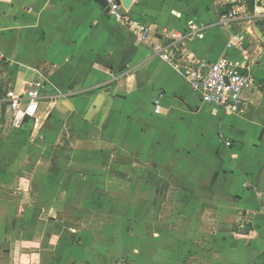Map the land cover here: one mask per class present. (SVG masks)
I'll return each instance as SVG.
<instances>
[{
  "label": "crops",
  "instance_id": "0c3cea01",
  "mask_svg": "<svg viewBox=\"0 0 264 264\" xmlns=\"http://www.w3.org/2000/svg\"><path fill=\"white\" fill-rule=\"evenodd\" d=\"M128 15L148 40L95 0H0L2 82L43 79L46 104L23 165L0 155V264H264V0H134ZM167 35L248 69L245 111L223 115L154 55ZM170 193L177 240L152 235Z\"/></svg>",
  "mask_w": 264,
  "mask_h": 264
},
{
  "label": "built area",
  "instance_id": "2783aa9c",
  "mask_svg": "<svg viewBox=\"0 0 264 264\" xmlns=\"http://www.w3.org/2000/svg\"><path fill=\"white\" fill-rule=\"evenodd\" d=\"M104 1L105 8L108 9L107 15L110 18L124 26L140 42L148 40V28L130 19L128 10L124 9L121 0ZM235 15V12L223 15L220 23L227 25L235 19ZM183 39V35H167L165 43L153 44L154 55L182 74L190 83L192 90L201 94L206 103L212 104L223 115L243 113L246 104L242 93L253 85V77L249 70L225 56L210 62L188 55L179 49ZM240 45L241 38L231 37L226 47L231 49ZM3 61L4 58L0 54V122L8 115L13 126L25 118L34 124L37 123L39 105L45 98L43 96L45 80H35L21 90H17L13 86L6 87L1 78ZM56 97H49V100Z\"/></svg>",
  "mask_w": 264,
  "mask_h": 264
},
{
  "label": "rangeland",
  "instance_id": "374dc122",
  "mask_svg": "<svg viewBox=\"0 0 264 264\" xmlns=\"http://www.w3.org/2000/svg\"><path fill=\"white\" fill-rule=\"evenodd\" d=\"M44 103L40 104V109H44L45 108ZM9 117V116H8ZM8 119L11 118H6V121ZM41 122V121H40ZM40 122L38 123V126H35L33 124V122H31L28 119H22L16 126H13L12 121H11V125L8 126V131L5 134H1L0 132V140H4L7 143H1L0 141V155H6V156H10L12 157V159H10L9 161H7V163H5L4 165L6 167L12 168L13 169H18L23 165V163H18L19 161H17L18 158L15 157H20L21 154L23 153H27L31 148H29L28 146H24V145H20L19 141H23L25 142V144H34L33 142H35L37 140V135H38V130L41 128ZM10 123V120H9ZM40 126V127H39ZM35 129V130H34ZM1 131V130H0ZM69 135V136H68ZM70 139V133L67 132L66 130L62 133V136L60 138V140L62 141L63 144H67L66 140ZM19 142L18 144L14 143V142ZM21 141V142H22ZM38 151L40 150V154L42 155H48L50 150L47 148H42V149H37ZM2 166V165H0ZM176 196L173 193H170L168 195V210H167V214L169 217V222H168V228H166V225H161L160 223V217L162 214L165 215V211H161L160 209L156 212V221L157 224L156 226H154V230L152 232V235H161L162 238H175L177 240L176 237V232H177V223H176V217L178 215V210H177V205H176ZM155 237V236H154ZM160 238V237H158ZM166 240V239H165ZM74 244L75 246L80 247V239H76L74 238ZM91 245H95L94 243H89V246ZM174 245V244H173ZM4 242L0 243V254L2 253V250H4ZM172 249H175V246L172 247ZM170 250V252L168 251L169 254H173L177 251H173ZM141 250H143L141 248ZM158 250V249H157ZM183 261V259H182ZM206 260L202 259L201 263L205 264ZM187 263V262H186ZM180 264H184L181 263L180 260Z\"/></svg>",
  "mask_w": 264,
  "mask_h": 264
},
{
  "label": "water",
  "instance_id": "95a60500",
  "mask_svg": "<svg viewBox=\"0 0 264 264\" xmlns=\"http://www.w3.org/2000/svg\"><path fill=\"white\" fill-rule=\"evenodd\" d=\"M102 8H104L105 13L107 14L108 9L105 8L106 4L104 0H95ZM134 0H121V4L125 10H129Z\"/></svg>",
  "mask_w": 264,
  "mask_h": 264
},
{
  "label": "trees",
  "instance_id": "16d2710c",
  "mask_svg": "<svg viewBox=\"0 0 264 264\" xmlns=\"http://www.w3.org/2000/svg\"><path fill=\"white\" fill-rule=\"evenodd\" d=\"M248 3L251 4V0H248Z\"/></svg>",
  "mask_w": 264,
  "mask_h": 264
}]
</instances>
